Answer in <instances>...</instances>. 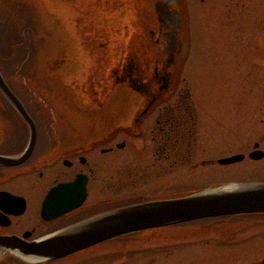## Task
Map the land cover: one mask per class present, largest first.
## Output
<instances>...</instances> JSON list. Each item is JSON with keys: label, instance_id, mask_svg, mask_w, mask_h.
<instances>
[{"label": "flooded vegetation", "instance_id": "flooded-vegetation-1", "mask_svg": "<svg viewBox=\"0 0 264 264\" xmlns=\"http://www.w3.org/2000/svg\"><path fill=\"white\" fill-rule=\"evenodd\" d=\"M174 3L179 8L180 18L176 27L178 48L171 62L167 50L170 15L174 7L171 0H101L93 7L94 11L87 9L79 13L84 35L88 36V59L83 70L81 57L76 55L75 59L64 50H56L52 58L58 68L55 71L65 64L83 70L77 74L76 78L82 72L75 83L74 78L57 82L58 92L65 91L66 95L62 97L86 115L90 101L99 103L100 99L106 98L108 88L117 92L133 89L138 96L131 101V118L125 124L118 123L109 133L87 128L39 129L35 117L26 107L36 124L35 144L22 161L0 163V235H15L31 242L117 206L113 204L116 203L114 197L91 201L89 189V184L95 180L102 185L109 182L110 178L105 179L103 170L97 168L105 166L107 157L116 155V150L131 147L130 162L118 160L116 181L108 183V188L116 183L115 186H121L151 181L161 186L159 190L167 188L168 184L158 182L175 168L194 170L198 166L213 167V163L224 167L245 157L264 158L259 141H254L252 148L246 151L221 156L203 155L206 147L202 143L201 125L205 122L198 112L201 101L192 98L185 76L180 72L186 66L190 49L187 6L185 0H174ZM260 4L264 5V0H210L209 12L207 15L202 12V16L213 17V21L206 23L200 15L197 35L201 42L209 40L210 49L205 51L214 58L215 66L219 57L223 60L235 50H241L237 43L245 39L246 21L252 19L264 27V11L259 10ZM71 87L76 89V96ZM90 89L97 97L90 95ZM116 98L120 103L115 104L127 103L126 98L121 101L120 97ZM18 133L19 145L10 151L0 148V155L17 156L25 151L30 130L24 128ZM5 141L7 139L2 140L0 146ZM255 150L262 151L263 155L251 157L250 153ZM239 154L242 155L239 160L219 162L221 158ZM78 176L86 181L85 198L77 207L57 214L56 208L66 205L52 197L48 201L49 192ZM158 192L135 194L137 201H141ZM59 259L26 261L0 253V264H49Z\"/></svg>", "mask_w": 264, "mask_h": 264}, {"label": "rangeland", "instance_id": "rangeland-1", "mask_svg": "<svg viewBox=\"0 0 264 264\" xmlns=\"http://www.w3.org/2000/svg\"><path fill=\"white\" fill-rule=\"evenodd\" d=\"M33 1L0 0V70L35 117L38 128H87L109 133L118 123L125 124L131 117V102L115 104L120 103L116 102V97H120V101L126 98L123 92L114 93L108 100L100 99L99 103L91 100L86 115L75 110L63 98L65 94L58 92L56 83L61 77H71L73 65L65 64L55 71L58 68L52 62L53 55L61 49V43L70 55H77V48L66 41L69 37L63 36L61 24L53 26L46 9ZM185 2L190 49L186 66L180 72L185 76L192 98L201 101L198 112L205 122L201 125L202 143L206 147L203 155L246 151L252 148L254 141H259L264 149V27L252 19L244 22V46L243 42H238L241 50H235L223 60L219 57L215 66L214 58L205 51L210 49L209 40L201 42L197 35L200 15L206 23L213 21V17L202 16V12L206 15L209 12L210 0ZM259 10L264 11V5L260 4ZM177 74L178 69L176 79ZM24 128H27L26 123L0 94V140L7 139L0 148L13 150L19 145L18 130ZM130 148L116 150V155L107 157L105 166L97 168L103 170L105 179L110 178L108 183L116 181L118 160L130 162ZM162 178L158 183L168 184V189L157 190L161 186L151 181H144L146 185L141 181L138 185L115 186L116 183L108 188V183L102 185L95 180L89 184L90 200L114 197L116 203L113 204L118 206L136 202L135 192L140 191H159L146 198H163L225 183L263 180L264 158L245 157L224 167L213 163V167L198 166L194 170L175 168ZM262 215L204 218L146 229L110 239L49 264H260L264 257ZM8 254L20 258L14 253Z\"/></svg>", "mask_w": 264, "mask_h": 264}, {"label": "water", "instance_id": "water-1", "mask_svg": "<svg viewBox=\"0 0 264 264\" xmlns=\"http://www.w3.org/2000/svg\"><path fill=\"white\" fill-rule=\"evenodd\" d=\"M100 1L36 0L39 6L46 9L50 23L53 26L57 23L61 24L60 29L64 34L63 36L69 37L66 41L75 45L78 52L77 56L83 60V70L85 69L89 55L87 53L88 47L86 46L88 36L84 35L85 31L79 20V13L82 14L87 9L94 11L93 7ZM171 4L174 7L171 9V27L167 45L170 62L173 59L175 49L178 48L176 27L180 18L177 4L174 3V0H171ZM61 45V49H64L62 43ZM83 70H78L75 67L71 75V78L75 79L73 81L74 83L80 80L82 72L77 78L76 76L79 71ZM75 90L72 89V93L76 96ZM108 91L107 97L104 98L106 100L113 97L114 93H117V91L110 88H108ZM137 91L139 90L137 89ZM0 92L25 120L30 130L29 141L23 153L17 156L0 155V163L16 164L25 159L33 148L35 144L36 126L23 103L9 87L1 72ZM89 92L90 95L97 97L94 90L90 89ZM122 92L127 99V103L131 102L133 100L132 98L138 96V92L129 88H124L119 91L120 94ZM261 155H263V152L259 150L250 153V156L253 158L260 157ZM241 157V154L233 155L221 158L219 162L228 163L239 160ZM85 183V179L78 176L74 181L59 184L58 187L49 192L48 201H50L49 197H52L60 204L66 205L64 208H56L57 214L77 207L83 201L86 193ZM229 185H233V188L220 189V187ZM253 212H264V181L231 182L184 195L144 200L114 207L91 215L77 223L49 233L31 242L20 239L15 235H0V253H14L20 257L32 256L36 260H49L64 257L100 241L141 229L171 225L206 217ZM261 264H264V257L261 260Z\"/></svg>", "mask_w": 264, "mask_h": 264}, {"label": "bare ground", "instance_id": "bare-ground-1", "mask_svg": "<svg viewBox=\"0 0 264 264\" xmlns=\"http://www.w3.org/2000/svg\"><path fill=\"white\" fill-rule=\"evenodd\" d=\"M232 188H233V185L220 187V189H232ZM22 258H24L26 260H29V261L36 260V258L35 257H32V256H23Z\"/></svg>", "mask_w": 264, "mask_h": 264}]
</instances>
